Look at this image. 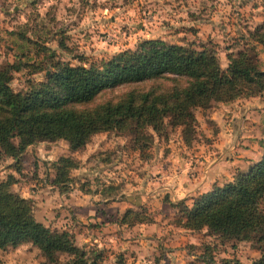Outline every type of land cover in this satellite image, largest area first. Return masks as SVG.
I'll return each mask as SVG.
<instances>
[{
	"label": "rangeland",
	"instance_id": "obj_1",
	"mask_svg": "<svg viewBox=\"0 0 264 264\" xmlns=\"http://www.w3.org/2000/svg\"><path fill=\"white\" fill-rule=\"evenodd\" d=\"M260 25L264 0H0V70L21 67L10 87L28 93L47 82L56 62L89 68L160 40L198 51L215 46L223 69L229 54L254 47L264 71V47L249 38ZM175 86L185 85L171 77L123 86L75 107L93 111L130 93H169ZM195 116L189 144L181 128L168 127L162 136L152 129L138 137L129 130L98 134L79 151L66 141L41 142L17 160L0 149V180H12V191L33 202L38 222L70 233L76 246L102 253L107 264H253L260 253L252 243L186 231L171 203L192 206L208 186L223 187L262 159L264 95L213 103ZM62 158L79 164L64 193L54 185V164ZM129 210L149 222L123 225ZM0 260L45 264L32 244L0 253Z\"/></svg>",
	"mask_w": 264,
	"mask_h": 264
},
{
	"label": "trees",
	"instance_id": "obj_2",
	"mask_svg": "<svg viewBox=\"0 0 264 264\" xmlns=\"http://www.w3.org/2000/svg\"><path fill=\"white\" fill-rule=\"evenodd\" d=\"M249 38L264 47V25ZM228 62L223 69L215 46L198 51L150 40L135 51L122 52L89 68L56 62V72L49 74L47 82L32 86L28 93L11 89L13 72H20L21 67L9 65L0 70V149L17 160L41 142L66 141L73 151H79L98 134L129 130L138 137L152 129L162 136L168 127L181 128L189 144L196 132V110L264 95V71L254 47L229 54ZM171 77L185 86H175L169 93H130L118 103L93 111L81 112L75 107L93 103L107 90ZM15 139L18 146L12 143ZM78 168L72 159H60L54 164V185L63 193L69 191L71 171ZM12 185L10 179L0 180V253L32 244L45 264H107L102 253L76 246L70 233L54 232L38 222L33 202L14 193ZM171 207L180 215V228L206 230L223 241L250 242L260 253L253 264H264V154L248 171L236 174L233 182L195 198L192 206L183 200ZM145 222L149 221L131 210L122 220L131 227Z\"/></svg>",
	"mask_w": 264,
	"mask_h": 264
},
{
	"label": "crops",
	"instance_id": "obj_3",
	"mask_svg": "<svg viewBox=\"0 0 264 264\" xmlns=\"http://www.w3.org/2000/svg\"><path fill=\"white\" fill-rule=\"evenodd\" d=\"M247 104H249L250 102L249 101H245ZM258 161H260V160H256V161H254V163H257ZM254 163H252L251 165H253ZM248 169H249V167H248ZM239 172H243V171H238L237 173H239ZM236 173V174H237ZM236 176V175H235ZM215 187V184L213 183V185H211V186H208L207 188V190H203L199 195H204V194H207V193H209V192H211L212 190H213V188ZM138 225H142V224H135L134 226H132V227H135V226H138ZM128 227H131V226H128Z\"/></svg>",
	"mask_w": 264,
	"mask_h": 264
}]
</instances>
